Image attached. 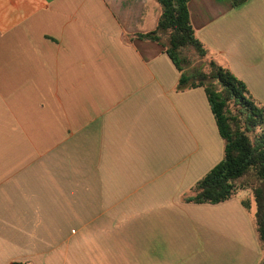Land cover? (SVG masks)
<instances>
[{
	"label": "crops",
	"instance_id": "obj_1",
	"mask_svg": "<svg viewBox=\"0 0 264 264\" xmlns=\"http://www.w3.org/2000/svg\"><path fill=\"white\" fill-rule=\"evenodd\" d=\"M188 9L204 46L264 90V0ZM160 15L157 0H0V264L264 259L238 195L251 188L187 201L224 142L204 89H179L162 44L138 38Z\"/></svg>",
	"mask_w": 264,
	"mask_h": 264
},
{
	"label": "trees",
	"instance_id": "obj_2",
	"mask_svg": "<svg viewBox=\"0 0 264 264\" xmlns=\"http://www.w3.org/2000/svg\"><path fill=\"white\" fill-rule=\"evenodd\" d=\"M157 1L161 15L156 30L138 38L162 44L180 72L179 89H204L224 142L221 162L196 183L193 196L187 201L223 203L236 197L237 181L253 177L257 182L252 189L256 232L264 249V108L253 100L242 80L214 60L210 59L207 71H187L184 65L190 64V60L185 54L190 49L201 59L208 57V49L198 39L192 24L188 0ZM248 1L232 0V5L236 8ZM244 206L249 208L247 202ZM260 264H264V259Z\"/></svg>",
	"mask_w": 264,
	"mask_h": 264
},
{
	"label": "rangeland",
	"instance_id": "obj_3",
	"mask_svg": "<svg viewBox=\"0 0 264 264\" xmlns=\"http://www.w3.org/2000/svg\"><path fill=\"white\" fill-rule=\"evenodd\" d=\"M232 2V0H231ZM185 56L187 57V59L190 60V64L188 65H184V68H186L187 71L192 72L195 69H203L205 71L208 70V63L211 60H214L218 63H220L223 67L227 68V63L224 61V63H221L222 61L219 59V57H217V55L215 54V52H213L212 50H208V57H205L203 59L199 58L195 52V50L190 49ZM225 64V65H224ZM241 80V79H240ZM243 81V80H242ZM246 85L247 83L245 81H243ZM254 84V83H253ZM263 88H264V83H262ZM248 87V86H247ZM217 89H219L218 86H216ZM254 91L250 90L249 87V92L253 98V100L261 107L264 108V90L261 89V91L259 92L255 87ZM236 185L238 187V189H247V188H251L250 191H248V193L246 192H238V195L240 197H242L244 194L245 195H249V199L251 200L252 204H251V217L254 220L255 223V212H256V205L253 199V195H252V189L254 188V186H257V182L256 180L251 177V176H247L244 177L242 179H240L239 181L236 182ZM251 193V194H250ZM248 199V201L250 202V200ZM247 202V201H246Z\"/></svg>",
	"mask_w": 264,
	"mask_h": 264
}]
</instances>
